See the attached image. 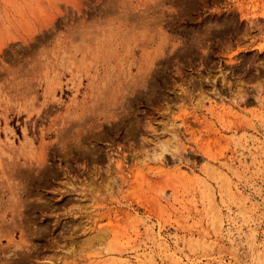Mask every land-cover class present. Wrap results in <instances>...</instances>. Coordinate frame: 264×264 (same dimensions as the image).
Returning a JSON list of instances; mask_svg holds the SVG:
<instances>
[{"label":"rangeland","instance_id":"374dc122","mask_svg":"<svg viewBox=\"0 0 264 264\" xmlns=\"http://www.w3.org/2000/svg\"><path fill=\"white\" fill-rule=\"evenodd\" d=\"M0 264H264V0H0Z\"/></svg>","mask_w":264,"mask_h":264},{"label":"bare ground","instance_id":"6f19581e","mask_svg":"<svg viewBox=\"0 0 264 264\" xmlns=\"http://www.w3.org/2000/svg\"><path fill=\"white\" fill-rule=\"evenodd\" d=\"M163 127H164L163 132H161L162 129L160 130L161 135H159V136L156 135L155 138H153V141L150 144L151 147L148 149L146 148L143 151L141 150L142 152L141 153L139 152V154H137L136 158L137 157L140 158L141 156H142V158L143 157H146V158H149V157L152 158L153 157L156 160L157 158H161L165 154V152H168V150H170V149L176 150L178 148L179 144H175L174 141L172 140V138L174 139V137H171V136H173L174 133H172L169 130L168 124L166 126H163ZM161 128H162V126H161ZM109 179L108 180L106 179L107 180V182L105 183L106 187L111 184V180L109 181ZM217 212H218V209H217ZM107 233H108V229L106 227L96 229L93 233H91V235H89L83 241V244H82L83 249H97V248H99L102 245V243L104 242V239H105Z\"/></svg>","mask_w":264,"mask_h":264}]
</instances>
